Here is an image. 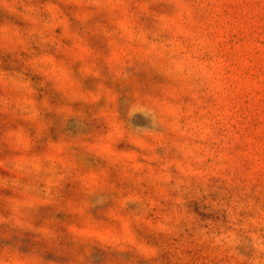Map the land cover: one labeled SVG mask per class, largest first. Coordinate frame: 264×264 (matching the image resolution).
Masks as SVG:
<instances>
[{"label":"rangeland","instance_id":"374dc122","mask_svg":"<svg viewBox=\"0 0 264 264\" xmlns=\"http://www.w3.org/2000/svg\"><path fill=\"white\" fill-rule=\"evenodd\" d=\"M0 264H264V0H0Z\"/></svg>","mask_w":264,"mask_h":264}]
</instances>
